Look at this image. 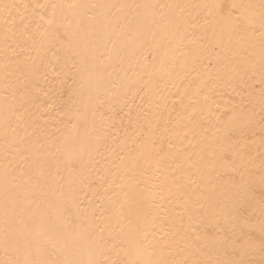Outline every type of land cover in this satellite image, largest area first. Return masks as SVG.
Wrapping results in <instances>:
<instances>
[{"label": "snow or ice", "instance_id": "6c2138e0", "mask_svg": "<svg viewBox=\"0 0 264 264\" xmlns=\"http://www.w3.org/2000/svg\"><path fill=\"white\" fill-rule=\"evenodd\" d=\"M0 264H264V0H0Z\"/></svg>", "mask_w": 264, "mask_h": 264}, {"label": "bare ground", "instance_id": "6f19581e", "mask_svg": "<svg viewBox=\"0 0 264 264\" xmlns=\"http://www.w3.org/2000/svg\"><path fill=\"white\" fill-rule=\"evenodd\" d=\"M27 2H36V0H27ZM39 2L45 3L47 0H39ZM197 2H212V0H197ZM144 55H147L148 59L151 60V56L147 52H145ZM191 79L192 78L189 77L187 81L182 82L173 76L170 80H162L159 83L158 89L157 86H150L148 89V95L144 100H141L140 98L143 93L136 95L135 97H129L127 107H125L118 116L114 117V122L116 123L117 128L120 129L121 123H123L124 126H127L128 119L126 114L129 111H131L132 117L135 118L141 108L155 113L156 119L161 124L176 119L178 113L182 111L181 94L183 104L185 105L192 103L189 97L199 100L200 105L205 108L206 117L208 115V107H211L212 111L216 114H221L224 111H227V108L234 103V97L231 91L223 88L210 93V100L205 103L202 96L196 94V90L191 87ZM120 131L121 134H123V129H120ZM105 157L108 159L107 163H105L104 158L98 157V159H100L99 167L105 170L111 168L113 171H116L113 162L119 163V161L116 160L114 156L109 157L108 153H105ZM119 175H122V173H118V176ZM95 182L99 183L98 180H95ZM88 195L91 196V193H88Z\"/></svg>", "mask_w": 264, "mask_h": 264}]
</instances>
